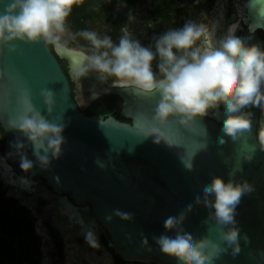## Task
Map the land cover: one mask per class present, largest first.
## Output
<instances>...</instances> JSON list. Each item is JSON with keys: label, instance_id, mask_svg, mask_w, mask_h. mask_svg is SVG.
I'll return each mask as SVG.
<instances>
[{"label": "water", "instance_id": "95a60500", "mask_svg": "<svg viewBox=\"0 0 264 264\" xmlns=\"http://www.w3.org/2000/svg\"><path fill=\"white\" fill-rule=\"evenodd\" d=\"M235 1L238 0H221L222 8L212 20L215 37H222L227 21L241 15L247 26L242 35L250 37L249 43L264 45L257 32L264 29V0H245L237 7ZM16 43V50L5 47L0 51V125L4 130L0 174L4 183L15 192L29 190L20 184L21 177L32 187L37 183L21 172L19 157L9 146L23 137L9 129L8 121L23 114L28 101L46 118L65 125V143L62 155L52 160L47 169L37 164L26 174L43 179L50 194L65 196L71 206L86 207L123 260L188 264L182 257L162 253L153 239L165 231V217L182 210L183 225L196 238L219 242L220 226L209 217L211 210L197 199L196 193L200 183L212 175L227 179L233 174L235 179L253 185L236 208L239 252L232 254L231 248L219 251L212 264H264V150L256 138V112L251 113L249 130L236 140L226 137L223 144L216 142L218 121L206 116L187 126L180 124L177 117L159 124L153 119L158 93L138 95L131 86L109 89L122 99L121 112L130 121L116 118L115 109L108 114H86L84 108L95 100L91 94L102 96L107 83L95 72L75 77L74 70L89 54L62 43L60 47L53 45L54 51L42 40ZM57 56L67 61V72ZM70 81L75 84L76 96ZM42 89L54 93L52 113H48L40 95ZM83 89L88 94L85 97L80 94ZM214 115L220 120V109ZM153 127L158 131L151 132ZM154 136L159 137L160 143L154 142ZM24 151L35 161L30 145ZM11 176H15V181ZM189 204L190 210L186 208ZM117 209L129 213L130 218L116 215Z\"/></svg>", "mask_w": 264, "mask_h": 264}, {"label": "clouds", "instance_id": "9594fccd", "mask_svg": "<svg viewBox=\"0 0 264 264\" xmlns=\"http://www.w3.org/2000/svg\"><path fill=\"white\" fill-rule=\"evenodd\" d=\"M80 2L0 0V51L5 47L16 50V42L41 40L60 47L61 36L67 32L66 20L73 5ZM135 19L130 9L127 21ZM148 23L151 26V21ZM214 29V21L206 24L186 20L182 26L156 35L150 46L132 36L127 24L121 28L122 34L116 41L108 34L82 29L76 35L87 41L93 52L74 70V75L79 79L95 72L101 80L111 78V87L131 86L142 96L158 93L153 119L161 125L177 117L180 124L187 126L220 109L216 142L223 144L226 137L236 140L251 128V113L244 109L253 107L264 112V45L249 43L250 37L238 32L235 25L220 38L215 37ZM40 95L48 113H52L54 93L42 89ZM98 95L92 93L90 98L96 99ZM8 127L23 137L9 145L19 157L21 172H30L37 164L47 169L52 160L62 155L65 125L46 118L30 102H25L23 114L8 121ZM150 131L158 130L153 127ZM256 138L264 150V121L258 122ZM154 142L160 143L159 137L154 136ZM26 145L31 146L35 161L24 151ZM21 181L25 182V178L21 177ZM252 190L251 183L235 179L233 174L227 179L212 175L200 183L196 197L211 210L209 217L220 226L219 242L196 238L184 227L182 210L165 217V231L153 237L155 243L162 253L182 257L188 264H212L219 251L229 248L236 254L240 247L236 208L241 197ZM186 208L190 210L191 205ZM114 211L124 219L130 218L129 213ZM204 222L207 223L208 218ZM168 232L173 234L168 235ZM84 238L90 246L98 247L92 231H86Z\"/></svg>", "mask_w": 264, "mask_h": 264}, {"label": "rangeland", "instance_id": "374dc122", "mask_svg": "<svg viewBox=\"0 0 264 264\" xmlns=\"http://www.w3.org/2000/svg\"><path fill=\"white\" fill-rule=\"evenodd\" d=\"M176 1L183 12L185 21L194 20L207 24L212 20L214 15L212 6H198L189 0ZM152 5L151 0H143L134 5L115 0V12L126 11L128 13L130 9L132 10L136 19L131 22L127 21L129 33L146 46L151 45L148 40L153 36L155 27L162 25V28L166 30L171 28L173 24L172 22L153 19L150 15ZM149 21H151V26H149ZM66 27L67 32L62 34L61 43L81 49L89 55L92 54L93 51L88 47L87 42L76 35L77 32L73 29L69 17L66 20ZM90 29L101 35L108 34L114 41L118 39V37H113L110 27L100 17L91 24ZM153 70L155 71V64H153ZM110 79L107 80V88L110 86ZM44 186L45 181L41 180L29 190L21 189L15 192L11 185H4V201L10 205L24 206L27 209L28 225L33 227L34 238L29 246L30 251L28 254L30 260L27 264H69V251L71 250H74L79 255L85 254L87 256L93 252L107 250L103 241H99L101 244H98V247H93L85 241L84 235L76 233L75 230H78V225L73 224L71 226L67 223L66 217L60 214L56 207V197L43 193ZM96 231L98 234L97 238L98 236L99 238L104 236L106 241H108L99 226H96ZM2 234L3 232L0 230V235ZM17 239L16 237L13 238L14 256L6 264L15 263L17 256L20 255V246L16 244ZM59 242L61 243L62 254L57 250V243Z\"/></svg>", "mask_w": 264, "mask_h": 264}, {"label": "trees", "instance_id": "16d2710c", "mask_svg": "<svg viewBox=\"0 0 264 264\" xmlns=\"http://www.w3.org/2000/svg\"><path fill=\"white\" fill-rule=\"evenodd\" d=\"M122 3L134 5L143 0H120ZM153 7L150 9V15L155 20L172 22L173 27H180L185 22L183 12L176 0H151ZM198 6H211L214 0H189ZM102 18L110 27L113 37H119L121 28L127 24V12H115V0H81L74 4L69 15L73 29L78 33L82 29H90L91 24L97 19ZM167 30V29H166ZM165 31L162 25L154 28L153 36L148 40L152 44L153 39L159 33ZM87 42V41H86ZM88 47L91 45L87 42ZM93 51V49L91 48ZM155 64V62L153 63ZM64 71L66 66L61 64ZM72 82V81H70ZM121 104V99L116 94L108 91L99 96L93 102L84 108L86 114H108L113 112ZM114 116L122 121H130V118L124 116L121 110L113 112ZM5 190L2 188L0 180V264H6L14 256L13 238H18L17 245L20 246V255L17 256L13 264H27L29 258V246L33 242V227L29 226V219L26 215L27 209L24 206L7 204L4 201ZM103 240L106 241L103 236ZM113 250V248L111 247ZM57 250L62 253L61 243H57ZM35 263V262H34Z\"/></svg>", "mask_w": 264, "mask_h": 264}, {"label": "flooded vegetation", "instance_id": "af4514ba", "mask_svg": "<svg viewBox=\"0 0 264 264\" xmlns=\"http://www.w3.org/2000/svg\"><path fill=\"white\" fill-rule=\"evenodd\" d=\"M245 0H238V1H235V6L237 7L238 5H241L243 2H244ZM221 0H214L213 1V4L211 5L213 8H214V15H213V17H212V20L214 19V17L215 16H217V13H218V11L219 10H221ZM237 18H239L238 20H239V26L237 27V31L238 32H240L241 34H243L245 31H246V29H247V26L245 25V23L243 22V20H242V17H241V15L240 16H238ZM236 18V19H237ZM235 19V20H236ZM211 20V21H212ZM235 20H233V21H227V29H228V25H231ZM210 21V22H211ZM209 22V23H210ZM236 22H237V20H236ZM257 32H258V35H259V37L261 38V39H263L264 40V29H262V28H260V29H258L257 30ZM49 46L52 48V50L54 51V48H53V44H51V43H49ZM58 57V56H57ZM58 60L60 61V63L62 64V63H64L65 64V66H66V71L65 72H67V70H68V65H67V61L65 60V59H63V58H60V57H58ZM70 84H71V88H72V92H73V95H77V93H76V87H75V84H74V82L72 81V82H70ZM110 87L111 86H109L108 88H107V86H106V89H110ZM106 93V91L104 92V94ZM103 94V95H104ZM119 97V96H118ZM120 98V97H119ZM121 99V98H120ZM222 107V106H221ZM86 108V107H85ZM115 109V111L116 110H121L122 109V99H121V104L120 105H118V107L117 108H114ZM244 111L245 112H250V113H255L256 112V114H257V121H256V124H255V133H257V129H258V122L259 121H264V112H262L260 109H258V108H253V107H248V108H245L244 109ZM207 118H210V119H214V120H217L218 121V123H220V120H218L217 118H216V116L214 115V112H210L209 113V115H207L206 116ZM3 147H4V130H3V128L1 127V125H0V151H3ZM26 176H28V177H30V178H33V179H35L36 181H37V183H38V181H41V180H43V179H40V178H37V177H32V176H29L28 174H26V173H24ZM0 180H1V182H2V188L4 189L5 187H4V185L6 186V185H8V184H6V183H4L3 182V180H2V178H1V174H0ZM44 181V180H43ZM97 240H98V244H101L99 241H103L104 243H105V245H106V249L107 250H105V251H101V252H93V253H91V254H89V256H87V258H86V260L88 261L87 263H91V264H155V263H145V262H128V261H125V260H123L119 255H117L115 252H114V250H112L111 249V245L109 244V242L108 241H104L103 240V236L101 237V238H99V236H98V238H97ZM62 254V253H61ZM58 258H59V256H58Z\"/></svg>", "mask_w": 264, "mask_h": 264}, {"label": "bare ground", "instance_id": "6f19581e", "mask_svg": "<svg viewBox=\"0 0 264 264\" xmlns=\"http://www.w3.org/2000/svg\"><path fill=\"white\" fill-rule=\"evenodd\" d=\"M239 18L231 24L228 25V28L230 26L235 25L236 30L237 27L239 26ZM80 94L87 96V91L83 89V91H80ZM12 181H15V176L10 177ZM20 184L23 186H27L28 189L32 188V185H30L29 182L25 181L22 182L21 179L19 180ZM43 193L48 196H55L53 194H50L48 190L44 187L43 188ZM56 197V207L59 211L60 214L66 217L67 223L69 225L77 224L78 225V230H75L78 235H85L86 231H92L97 239V231H96V226L98 224L96 221L89 215L88 209L86 207H74L71 206L70 202L67 200L65 196H55ZM75 231H73L75 233ZM69 264H89L87 263L88 261L86 260L87 255H79L77 252L74 250L69 251ZM91 264V263H90Z\"/></svg>", "mask_w": 264, "mask_h": 264}]
</instances>
